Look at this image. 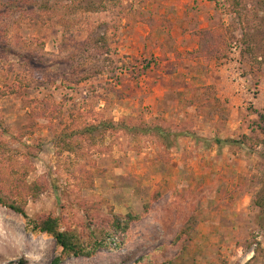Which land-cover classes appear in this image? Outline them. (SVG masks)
Segmentation results:
<instances>
[{
	"label": "rangeland",
	"instance_id": "obj_1",
	"mask_svg": "<svg viewBox=\"0 0 264 264\" xmlns=\"http://www.w3.org/2000/svg\"><path fill=\"white\" fill-rule=\"evenodd\" d=\"M157 1L0 0V192L15 199L5 182L26 167V183L43 186L26 193L28 215L59 217L88 245L115 215H142L62 264H264V0ZM201 16L208 26L195 31L225 39L219 57L194 53L187 34ZM151 17L162 56L130 28ZM102 35L108 54L83 44ZM110 120L183 134L84 128ZM228 138L240 143L216 142ZM192 216L191 239L174 243ZM59 252L0 204V264H49Z\"/></svg>",
	"mask_w": 264,
	"mask_h": 264
},
{
	"label": "trees",
	"instance_id": "obj_2",
	"mask_svg": "<svg viewBox=\"0 0 264 264\" xmlns=\"http://www.w3.org/2000/svg\"><path fill=\"white\" fill-rule=\"evenodd\" d=\"M146 24L150 27L151 32L156 30L157 25L155 19L152 17L147 19ZM231 30L234 31L232 28ZM196 39L197 49L194 53L198 57H219V51L222 48H225V39L221 36V33L218 29H208V30H200V31H193L191 33ZM105 41L104 35L97 37L94 42L89 41L84 42L87 44L93 45L97 54L105 55L109 53V48ZM85 47V46H83ZM146 67H144L145 69ZM142 71V70H141ZM86 77H83V79ZM217 102L218 99L215 98ZM256 114L259 117V123L257 124L258 127L264 131V112L256 111ZM85 130L88 132L94 130H101V132L106 133L109 130H124L129 133L133 134H153L159 138L172 136V137H179L183 133H173L161 125L159 123H147L143 122L138 127L131 125V123H127L124 120L119 121L117 124L110 120L107 123L103 122L101 124L95 125L93 123H87L85 125ZM84 131V130H83ZM8 133V131H6ZM102 133V134H103ZM65 135L64 140L69 139L72 135L69 134ZM1 140V139H0ZM67 142V141H66ZM216 142L219 146L223 144H239L240 141L237 139L228 138L225 140L216 139ZM68 144V142H67ZM1 145V143H0ZM29 169L26 167L22 168L19 167L18 169L12 170V174L9 177L10 181L5 182V187L16 191L17 197L13 200H9V198L4 197V195L0 192V204L10 208L11 210L19 213L23 216L26 223V229L32 233H42L47 234L53 237L56 240L57 245L60 247V252L55 255L52 261L49 264H62V262L69 256H80V255H88L92 256L97 251L99 247H105L106 245L112 244L115 237H123L127 230L130 228L132 222L141 219L142 215H135L133 213H129L125 216L115 215L113 220H111L108 228L103 231L101 238L94 239V241L88 245L87 239L83 238L78 231H72L68 229H62V222L59 217L52 216L50 214L32 218L28 215L26 208H25V200L27 199L26 193L31 192V194H35L38 191L43 190V186L40 183H26V176ZM19 174H23L22 178ZM19 177V178H18ZM17 178L19 181H17ZM23 190V192H22ZM161 193H158L155 198L158 199ZM261 208H264V204L260 205ZM197 222L195 218L192 216L190 217L182 226L180 231L176 234L174 238V243L181 242L184 243L187 240H190L192 237V232L194 231ZM151 260L149 259V264ZM17 264H25V260L19 261Z\"/></svg>",
	"mask_w": 264,
	"mask_h": 264
},
{
	"label": "crops",
	"instance_id": "obj_3",
	"mask_svg": "<svg viewBox=\"0 0 264 264\" xmlns=\"http://www.w3.org/2000/svg\"><path fill=\"white\" fill-rule=\"evenodd\" d=\"M158 2V4H163L164 3V1H162V0H158L157 1ZM161 9V8H160ZM162 15V14H161ZM161 15H160V17H161ZM131 17H132V15H130ZM183 18H185V17H183ZM187 19H189V18H187ZM161 20V19H160ZM174 20V19H173ZM186 20V19H185ZM199 20H201L202 21V23L200 24V27L197 29V28H195L194 30H190V32L191 31H195V30H199L200 28L202 29V28H204V27H206V26H208L207 25V22H208V20H206L204 17H200V19ZM189 20H187L186 22H185V28H186V25L187 26H190L189 25V22H188ZM138 25H141L142 26V29H143V36H144V42L145 43H147L148 42V40L146 39V37L147 36H149V37H151L150 39H152V41L149 39V43L151 42V44H155V45H157V46H155L154 45V49L156 48V50L155 51H157V54L156 55H160V56H162V52H163V41H162V39L161 38H159V40L158 39H156V40H158V41H155L154 39H153V34H155V32L156 31H159V32H162L164 29H163V27H161V26H159V28L157 29V30H154L153 32H151V30H150V27L145 23H142V21H139V22H137L136 24H134V22H131V26H130V28H132V27H138ZM189 35V36H188ZM187 36L188 37H191V33H188L187 34ZM186 36V37H187ZM150 46V45H149ZM197 47V45H196V43H195V46H194V48H196ZM192 50V49H191Z\"/></svg>",
	"mask_w": 264,
	"mask_h": 264
}]
</instances>
